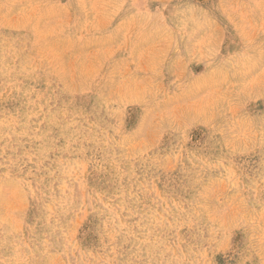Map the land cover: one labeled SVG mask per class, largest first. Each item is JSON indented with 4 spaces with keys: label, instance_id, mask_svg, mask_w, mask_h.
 <instances>
[{
    "label": "rangeland",
    "instance_id": "1",
    "mask_svg": "<svg viewBox=\"0 0 264 264\" xmlns=\"http://www.w3.org/2000/svg\"><path fill=\"white\" fill-rule=\"evenodd\" d=\"M0 264H264V0H0Z\"/></svg>",
    "mask_w": 264,
    "mask_h": 264
}]
</instances>
